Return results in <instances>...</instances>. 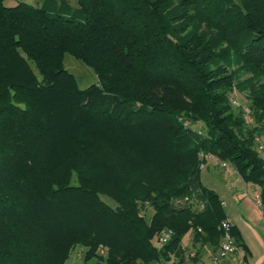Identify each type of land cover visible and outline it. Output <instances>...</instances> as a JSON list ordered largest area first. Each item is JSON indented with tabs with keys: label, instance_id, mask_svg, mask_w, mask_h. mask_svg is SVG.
Segmentation results:
<instances>
[{
	"label": "trees",
	"instance_id": "1",
	"mask_svg": "<svg viewBox=\"0 0 264 264\" xmlns=\"http://www.w3.org/2000/svg\"><path fill=\"white\" fill-rule=\"evenodd\" d=\"M75 1L0 0V264H68L77 244L81 264H180L187 230L214 250L226 215L198 151L264 207V0ZM64 52L96 82L78 87Z\"/></svg>",
	"mask_w": 264,
	"mask_h": 264
},
{
	"label": "rangeland",
	"instance_id": "2",
	"mask_svg": "<svg viewBox=\"0 0 264 264\" xmlns=\"http://www.w3.org/2000/svg\"><path fill=\"white\" fill-rule=\"evenodd\" d=\"M17 1H25V2H29L31 4H34V5H39L42 3L43 0H3V3L6 5H11ZM54 1H55V6H57L60 2L65 4L66 6H68L67 10H72V8L76 6L75 0H54ZM62 64L69 72H71L73 74V76L75 78L76 85L78 87H84L89 83L96 82V76H95L94 72L92 71V69L88 65L84 64L81 60L74 57L72 54H70L68 52H64L63 57H62ZM32 67H33V65H32ZM33 69H34V67H33ZM236 92H237L236 93V98H237L236 105L239 102V105H241L240 107L244 106L245 108H247L246 106L249 105V100L247 99L246 95L242 92H239V91H236ZM245 110H247V109H245ZM247 111H249V110H247ZM245 121L248 123L250 122L246 118H245ZM190 126L195 128V129H198V130L202 128V124L200 122L191 123ZM261 139L264 140V137L261 136ZM262 151L263 152H261L260 154L264 155V144L262 147ZM206 155L207 156L205 158V161H204L203 165L200 167L201 169H200V175H199L201 178V181L204 183V185H206L208 187L213 186L214 188L215 187L222 188L223 190H225L227 195H240L241 187H240L239 182L235 183V185H236V191L235 192H234V189L229 187V184L233 183L232 181L235 179V177H238V179H239L237 172H235V170H234V166L231 163H228L227 167H222L220 165L222 163L221 159H219L216 156H213V154H211V153H206ZM200 162H201V160L199 161L198 166H199ZM232 173H234V174H232ZM71 181H75L74 176H72ZM228 188H230V189H228ZM100 197L104 201H106L108 204H110L111 206L115 205V201L111 197H109L105 194H100ZM179 199H181V201L182 200L185 201V197L183 196V197L176 198L174 200V202H180ZM191 204L193 207H197V204L195 203L194 200L192 201ZM142 212L145 216H148L151 212V209L146 208V209H143ZM189 235H192V230H187L183 234L182 241H184L186 243ZM183 245L185 246L184 247V259H183V261L187 260L188 262H193L191 259V256L196 255L197 259H198V257H202V258H201V260L197 261L195 264H213V263H217V262L229 257V256H227L225 258H221V259L215 261L211 258V254H212L213 250L201 248L198 252H195V250L197 249L196 247L190 248L186 244H183ZM99 248H102V249L99 250ZM104 249L105 248H103L102 246H98V251L100 254L104 255V253H105ZM83 250H84L83 246H81L79 244L75 245L70 250L66 262L68 264H81V257H82Z\"/></svg>",
	"mask_w": 264,
	"mask_h": 264
},
{
	"label": "crops",
	"instance_id": "3",
	"mask_svg": "<svg viewBox=\"0 0 264 264\" xmlns=\"http://www.w3.org/2000/svg\"><path fill=\"white\" fill-rule=\"evenodd\" d=\"M228 163L222 160L220 165L227 167ZM234 170L237 172L235 168ZM237 174L239 179L235 177L229 187L234 189L235 192V183L239 182L241 187L240 195H227L222 188L210 186L218 193L225 215L238 230L242 241V244L234 254L213 264H264V215L258 198L259 187L252 182L244 181L238 172ZM182 243L190 248L196 247L195 252H198L201 248L213 250L208 244L201 246L198 241H193L191 235L188 236L186 243L184 241ZM201 258L198 257L194 262L184 260L180 264H195Z\"/></svg>",
	"mask_w": 264,
	"mask_h": 264
},
{
	"label": "built area",
	"instance_id": "4",
	"mask_svg": "<svg viewBox=\"0 0 264 264\" xmlns=\"http://www.w3.org/2000/svg\"><path fill=\"white\" fill-rule=\"evenodd\" d=\"M230 100L233 104L237 103V98H236V93L235 90H232L230 93ZM247 109V108H246ZM246 119L249 121L250 117L247 115ZM261 136L264 137V129H262L261 133L255 136V140L258 142V147L262 148L263 143ZM199 159L201 160L203 157H206L207 155L204 154L201 151H198L197 153ZM204 161L201 160L199 167L203 165ZM225 164V162H223ZM259 198V195H258ZM259 203L261 206L262 213L264 214V207L261 205L260 198H259ZM217 228L220 231V239L218 242L217 247L215 250L212 251L211 258L215 261L225 258L227 256H230L234 254L239 246L234 240V236L232 234L231 228H232V221L228 217H223L219 220L217 223ZM171 234V230L169 228H161L156 234H155V242L157 245H161L162 243L166 242ZM102 248H99V250ZM151 264H161L158 261H155Z\"/></svg>",
	"mask_w": 264,
	"mask_h": 264
}]
</instances>
